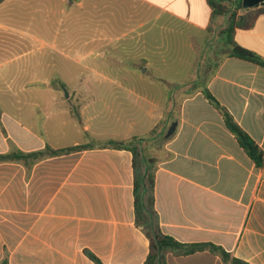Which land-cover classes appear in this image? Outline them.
<instances>
[{"label": "crops", "instance_id": "1", "mask_svg": "<svg viewBox=\"0 0 264 264\" xmlns=\"http://www.w3.org/2000/svg\"><path fill=\"white\" fill-rule=\"evenodd\" d=\"M174 2L178 12L191 2L196 22L208 33L210 12L197 10L202 2ZM235 39L264 60V14L252 29L237 30ZM217 44L225 54L216 53L221 59L205 89L264 151V67L231 56L225 36ZM203 90L164 106L144 96H116L114 104L104 102L101 113L95 96L78 97L79 105L65 109L59 108V96H44L34 99V110L24 107L27 99L4 97L9 103L0 105V154L95 146L0 163V263L145 264L150 240L136 210L134 155L101 146L139 138L159 153L147 158L162 233L185 244L213 243L232 258L264 264V165L251 160ZM158 124L159 135L151 137ZM159 137L164 142L155 149ZM144 172L138 169L140 176ZM167 260L230 264L207 251L169 254Z\"/></svg>", "mask_w": 264, "mask_h": 264}, {"label": "rangeland", "instance_id": "2", "mask_svg": "<svg viewBox=\"0 0 264 264\" xmlns=\"http://www.w3.org/2000/svg\"><path fill=\"white\" fill-rule=\"evenodd\" d=\"M195 1L202 2L203 9L197 10L210 12L211 20L207 0ZM177 4L174 0H4L0 105L9 103L3 101L6 96L10 100L19 96L27 99V110H34V99L59 96V108L65 109L79 105L78 97L95 96L101 99L97 102L101 113L104 102L114 104L116 96H144L164 106L205 89L208 73L225 54L217 41L226 18L209 22L207 33L196 22L191 2L182 12L176 11ZM104 116L95 121L97 126ZM163 142L159 137L154 148ZM140 148L148 158L159 154L144 141Z\"/></svg>", "mask_w": 264, "mask_h": 264}, {"label": "trees", "instance_id": "3", "mask_svg": "<svg viewBox=\"0 0 264 264\" xmlns=\"http://www.w3.org/2000/svg\"><path fill=\"white\" fill-rule=\"evenodd\" d=\"M4 0H0V4ZM208 7L211 10L210 24L218 18H226L225 27L222 36L227 39V44L231 48V56L259 64L264 67V60L254 51L248 50L240 46L235 39L237 30L252 29L259 16L264 14V2L251 9L243 7V0H207ZM239 11L243 13L238 15ZM230 14V15H229ZM229 15V16H228ZM211 25H208L210 29ZM203 94L211 104L222 114L225 124L230 132L236 137L241 147L246 151L251 160L258 166L264 165V151L258 146L253 138L235 121L230 112L220 104V102L211 94L208 89L203 90ZM1 114V109H0ZM161 124L152 130L150 136H158ZM145 139L134 138L130 141H107L102 147H113L115 149L129 150L134 155V168L136 173L135 193H136V210L140 220L148 226L146 230L150 240V253L145 264H168L167 257L169 254L173 256H189L199 252H210L212 255L218 256L225 263L230 264H248L240 259L232 258V256L221 246L213 243L185 244L179 242L172 236L162 233L155 219L154 212V175L151 173L150 160L141 151V143ZM94 144H86L73 146L64 149H53L50 146L44 151L25 153L21 150H11L7 154H0V163L15 160H35L45 156H58L64 153L75 151H83L92 149ZM145 167V172L140 176L139 168ZM0 264H8L3 261Z\"/></svg>", "mask_w": 264, "mask_h": 264}, {"label": "water", "instance_id": "4", "mask_svg": "<svg viewBox=\"0 0 264 264\" xmlns=\"http://www.w3.org/2000/svg\"><path fill=\"white\" fill-rule=\"evenodd\" d=\"M263 2H264V0H243V7L245 9H251V8H254L255 6H257V5H259V4L263 3ZM67 96H69L68 93H67ZM176 127H177V123H173L171 125V127H170V129H169V131L167 133L168 137L171 136L174 133Z\"/></svg>", "mask_w": 264, "mask_h": 264}]
</instances>
